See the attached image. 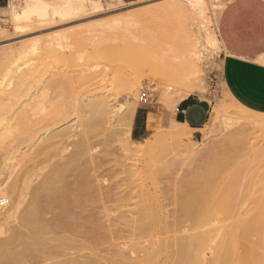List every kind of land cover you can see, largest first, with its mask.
Returning <instances> with one entry per match:
<instances>
[{"label":"rangeland","instance_id":"rangeland-1","mask_svg":"<svg viewBox=\"0 0 264 264\" xmlns=\"http://www.w3.org/2000/svg\"><path fill=\"white\" fill-rule=\"evenodd\" d=\"M12 1L0 9V48L13 46L8 63L33 75L0 125L19 112L32 122L0 142V184L19 206L14 217L0 213V264H224L215 256L223 246L226 264H264V137L220 115L223 108L249 109L225 89L224 49L209 40L219 38L229 0H202L200 8L186 0H45L65 18L22 33L12 29ZM142 46L149 50H137ZM158 64L161 73L186 68L194 90L168 80L170 90L159 77L149 82ZM0 78V93L14 86ZM143 90L146 104L138 99ZM191 94L209 103L206 123L172 136L176 108ZM101 97L113 113H95ZM128 104L144 128L139 138H128L122 125ZM217 109L221 117L211 121ZM146 144L143 154L128 150ZM33 199L45 223L27 246L21 217ZM253 214L258 230L236 244L231 225Z\"/></svg>","mask_w":264,"mask_h":264},{"label":"bare ground","instance_id":"bare-ground-1","mask_svg":"<svg viewBox=\"0 0 264 264\" xmlns=\"http://www.w3.org/2000/svg\"><path fill=\"white\" fill-rule=\"evenodd\" d=\"M118 1V0H116ZM120 2L122 0H119ZM188 2V4L192 7H197V8H200L201 7V4L203 5L202 0H186ZM59 2V1H58ZM49 4V3H48ZM45 0H17L16 2H11L10 3V6H9V16L12 20V23H13V31L14 33L15 32H19V33H22V32H26L28 31L29 29H32V28H35V27H38V26H45L47 24H51L53 21L55 22V19L58 17V15H60L61 17L63 15H61L62 13L60 11H57V14L58 15H55V12H50L49 8L48 7H51V6H48V5ZM85 4V3H84ZM90 4V3H89ZM86 5V4H85ZM69 6V5H67ZM71 6V5H70ZM200 6V7H199ZM19 7L20 10H17ZM85 7V6H84ZM48 8V10H47ZM54 8H57V7H54ZM61 9L63 8V6L60 7ZM95 8V7H94ZM58 9V8H57ZM64 9H70V8H64ZM53 10V9H52ZM63 10V9H62ZM66 11V10H65ZM73 13V11H71ZM70 12V15L72 14ZM81 12V11H80ZM79 12V14H80ZM1 13H5V12H1ZM65 13V12H63ZM68 13V12H66ZM74 14V13H73ZM134 14V13H133ZM133 14H130V15H133ZM65 15V14H64ZM59 16V18H60ZM67 16V15H66ZM126 17V16H125ZM128 17V16H127ZM126 17V19H127ZM65 18V16H64ZM63 17L60 18V21L61 19H64ZM131 18V17H130ZM119 19V18H118ZM129 19V18H128ZM68 20V19H66ZM115 20H117L115 18ZM57 22V21H56ZM116 22V21H115ZM118 22V21H117ZM130 23V22H129ZM43 26V27H44ZM2 30H0L1 32ZM8 31V30H7ZM4 33L6 32L5 30L3 31ZM13 34V33H12ZM11 34V35H12ZM2 36V35H1ZM5 36V35H4ZM1 38V37H0ZM210 42L213 43V44H217V42L219 41L220 42V39L219 38H216V37H211L210 39ZM140 45V44H139ZM20 47H24L25 48V43L22 42L20 43L19 45ZM42 46V45H41ZM46 46V45H45ZM47 46H50V45H47ZM138 46V44H137ZM141 46V45H140ZM27 47V46H26ZM135 47V46H134ZM29 48V47H27ZM13 46H5V47H1L0 48V76H6V78L10 79V80H13L14 81V86L12 88H9V89H5L3 90L1 93H0V116L2 115V112L4 111L5 108L8 107V104L9 102H11V100L13 101L14 98H16L17 95H19V90H21V87L22 85H24L25 81L27 78H29L30 76L33 75V70H26V71H17L14 67V66H11L10 65V61L7 59V57L11 56L13 53ZM44 49V48H43ZM23 50V49H22ZM21 50V52H22ZM28 50V49H27ZM137 50H139L140 52H145L146 50H149L146 46H142V47H139ZM15 51V50H14ZM26 51V50H25ZM40 51V50H39ZM20 52V53H21ZM27 52V51H26ZM146 53V52H145ZM195 53L194 52V56H195ZM197 57L198 58V53H196ZM20 56L17 55V57ZM10 59V58H9ZM200 59V58H198ZM198 59H196L198 61ZM16 60V59H14ZM13 60V61H14ZM160 60V59H158ZM196 60H193L191 63L193 65L194 61ZM8 61L10 63H8ZM158 62V61H157ZM162 62V61H161ZM165 62H163L162 64H164ZM181 63V62H180ZM183 63V62H182ZM181 63V64H182ZM190 63V64H191ZM198 63V62H197ZM196 62L194 63L195 65L197 64ZM149 65V64H148ZM161 65V63H160ZM160 65L158 64V67L155 66V68H153L154 66H152V69L150 67L147 66V68L151 69L150 70V74L147 75L149 78H151V81L149 82H154L155 83V79L157 77L162 78L164 79V82L162 84H164L166 81L169 80V82H172V84H174L173 86H176L177 88H181L182 86H186L187 89H186V92H191L194 90L195 86H196V83L193 82L195 81L192 77H187V75L189 76V74L191 73H187L186 75V72H185V69H183L182 71H180V68L178 66L176 72L174 70V72L172 71L173 69H169L171 70V72L169 70H165V72L161 73L160 71H164ZM166 65V63H165ZM187 66V64H185ZM162 66V65H161ZM164 66V65H163ZM172 66V65H171ZM175 66V65H174ZM169 67V66H167ZM166 67V68H167ZM185 67V66H184ZM165 68V66L163 67ZM174 68V67H173ZM175 69V68H174ZM198 69V68H197ZM167 71V72H166ZM170 73H169V72ZM147 72V71H146ZM185 72V73H183ZM191 72V71H190ZM195 72V71H194ZM193 72V73H194ZM166 73V74H165ZM169 73V74H168ZM173 75L175 77V75L177 76L175 79H173ZM191 76V75H190ZM193 81H192V79ZM1 79V78H0ZM160 79V80H162ZM166 79V80H165ZM158 80V79H157ZM156 80V82H157ZM160 82V81H159ZM158 82V84H160ZM162 82V81H161ZM168 83V82H167ZM157 85V84H156ZM154 85V87H156L155 89H157V86ZM165 86L167 85L166 83L164 84ZM164 85H162L164 87ZM168 86V85H167ZM166 86V87H167ZM169 87V86H168ZM175 87V88H176ZM165 88V87H164ZM170 90L172 89V87H169ZM168 88V90H169ZM176 88V89H177ZM183 88V87H182ZM166 89V88H165ZM175 90V89H173ZM172 90V91H173ZM182 91V89H181ZM180 90L178 91L180 94L181 92ZM160 92V91H159ZM177 92V91H176ZM162 94V93H160ZM182 95V94H181ZM161 96V95H160ZM163 96V94H162ZM54 100H57V99H54ZM60 100V99H59ZM162 100V99H161ZM61 101V100H60ZM165 101V100H164ZM54 102V101H53ZM94 104L99 107V110L98 112H95L96 114L99 113V111L101 112V114L103 115H109L110 113H113L115 108L113 106H111V104L109 103V101L107 100L106 97H101L100 100L98 101V99L96 101H93ZM170 101H168L169 103ZM65 103V102H64ZM91 104V103H90ZM89 104V106H90ZM170 105V104H169ZM56 106V104H55ZM58 106V104H57ZM66 106V105H65ZM239 106V105H238ZM237 106V107H238ZM91 107V106H90ZM56 108V107H55ZM59 108V107H58ZM6 110V109H5ZM57 110V109H56ZM59 110V109H58ZM96 110V109H95ZM60 111V110H59ZM94 111V109H93ZM221 113L220 115L223 116V112H224V117H227L226 115L230 116L232 115L233 119L235 120L236 123H238L239 125H242L244 126V128L246 127L247 129L249 130H252L253 132L256 131V132H259V134H261V136L264 137V114H260V113H255V112H249V111H244V110H238V109H227V108H223L220 110ZM223 111V112H222ZM57 112V111H56ZM55 112V113H56ZM61 112V111H60ZM237 112V115H235L234 113ZM59 113V112H58ZM63 113V112H62ZM53 114V113H52ZM48 115V114H47ZM51 115V113H50ZM100 115V114H99ZM134 115H135V108L133 105H126L122 114H121V119H123V127L125 130H127L126 134L128 138H130V134H131V127H132V122H133V118H134ZM56 117V115H55ZM218 117H221L219 116V109L215 110L212 112L211 114V118H209L211 121H214V120H217ZM229 117V118H230ZM47 118V117H46ZM51 118V117H49ZM228 118V119H229ZM0 119H2V117H0ZM45 119V118H44ZM219 119V118H218ZM52 120V119H51ZM56 120V119H55ZM58 120V119H57ZM3 123L0 125V142L5 139L7 137V135L9 134V132L11 131L10 129L11 128H15V130L17 131H20L22 130L24 127H25V124H31V119L27 118L25 116V114H23V112H19V113H16L15 116L13 114H11L8 118L6 119H3ZM46 121V120H45ZM37 122V121H35ZM48 123V122H47ZM51 123V122H49ZM48 123V124H49ZM232 123V121H231ZM235 123V124H236ZM39 124V123H38ZM40 125V124H39ZM125 125V126H124ZM172 127L170 126V130L168 132H170L169 134H171L172 136H179V137H183L184 133L182 132L183 130H185V128H179V127H183V125L181 124H176V123H172L171 124ZM41 126V125H40ZM48 126V125H47ZM158 126V125H157ZM43 128V127H42ZM182 129V130H180ZM123 130V129H122ZM123 131V132H124ZM251 131V132H252ZM252 132V134H253ZM152 133V132H151ZM241 133V132H240ZM244 133V132H243ZM247 133V132H246ZM250 133V131L248 132ZM58 134H61L60 133H56L55 135H58ZM167 134V133H166ZM256 134V133H255ZM257 134V136L259 135ZM157 135V134H156ZM12 136V135H11ZM16 136V135H15ZM155 136V135H154ZM237 135H235L236 137ZM10 137V136H9ZM156 137V136H155ZM161 137V136H160ZM234 137V138H235ZM251 137V136H250ZM259 137V136H258ZM262 137V138H263ZM261 138V137H260ZM7 140V138L5 139ZM8 141V140H7ZM4 143V142H3ZM7 144V143H5ZM20 144V143H19ZM14 145V144H12ZM148 144L144 145V146H137L135 148H128V150L130 152H135V153H138V152H141L143 151L146 147H147ZM151 145V144H150ZM125 147V146H124ZM193 148V147H192ZM200 148V146H199ZM198 148V149H199ZM126 149V148H125ZM185 149V148H184ZM197 149V148H196ZM195 149V150H196ZM127 150V149H126ZM201 150V149H200ZM191 151V150H190ZM142 153V152H141ZM185 153V152H184ZM130 154V153H129ZM143 154V153H142ZM187 154V153H186ZM189 154V153H188ZM191 154V153H190ZM134 156V155H133ZM9 169V168H8ZM14 191V189L12 190ZM5 193L7 194V189L5 186L1 185L0 184V194H2L3 196H0L2 198H5L6 199V205L0 210V213H3V217L5 219H8V218H11V217H14L18 211V203L15 201L13 202V200L11 199L10 195H5ZM222 195V194H221ZM20 198L21 196L18 195ZM24 196V195H23ZM17 197V196H16ZM25 197V196H24ZM235 197V196H234ZM18 198V197H17ZM18 198V199H20ZM21 200V199H20ZM237 201V199L235 200ZM38 203L37 201L35 202V200H31V202L29 203L27 209L25 210V212L23 213L22 217H21V220L22 222L26 225V231L24 233L25 235V240H24V243H26V245H31L33 242H35L36 239H38V237L42 234V229L44 227V223L42 221H39L37 220L38 218V215H39V210H38ZM259 217L257 215H254L253 216H249L247 218H241V219H238L234 224H232V229H229V230H232L235 232V238H236V244H238L240 242L239 238L240 237H247L250 232L255 229V230H258L259 228ZM42 222V223H41ZM234 228V229H233ZM251 236V235H250ZM40 238V237H39ZM76 239V238H75ZM76 241V240H75ZM231 241L233 242V239H231ZM253 241V240H252ZM258 241H256L255 244H257ZM252 244V242H251ZM82 245V244H80ZM87 246V245H86ZM254 246V245H253ZM26 247V246H25ZM74 247V246H73ZM85 247V246H84ZM224 248H222V250H216V253H215V256L219 259V261L223 262L224 264H226L225 262L226 261V256L230 253H228L226 255V248L225 246H223ZM82 248V247H81ZM224 249V251H223ZM253 249V248H252ZM77 251V250H75ZM200 251V250H199ZM73 253V252H72ZM203 253V252H202ZM74 254V253H73ZM76 254V253H75ZM81 254V253H79ZM201 254V251L200 253ZM87 255V254H86ZM202 255V254H201ZM74 256V255H73ZM88 256V255H87ZM237 256V255H236ZM76 257V256H75ZM85 257V256H84ZM241 257V256H239ZM202 258V256H201ZM204 258V257H203ZM236 258V257H235ZM79 259V258H77ZM89 259V258H87ZM227 259H229L227 257ZM240 259V258H239ZM205 260V259H203ZM202 261V259H201ZM206 261V260H205ZM213 261L215 262V260L213 259ZM213 261H209L211 264H214ZM229 261V260H228ZM82 262V261H81ZM230 262V261H229ZM242 262V261H241ZM78 263V262H76ZM86 263V262H85ZM84 263V264H85ZM201 263V262H200ZM63 264H75V258H72L70 260H67L65 261V263ZM82 264V263H81ZM208 264V263H207ZM228 264V263H227Z\"/></svg>","mask_w":264,"mask_h":264},{"label":"crops","instance_id":"crops-1","mask_svg":"<svg viewBox=\"0 0 264 264\" xmlns=\"http://www.w3.org/2000/svg\"><path fill=\"white\" fill-rule=\"evenodd\" d=\"M8 2L0 0V9ZM218 35L224 49L221 81L225 89L241 106L264 114V0H229L219 14ZM208 108L205 99L188 95L179 102L172 123L197 133L206 123ZM131 134L135 138L144 134L138 113Z\"/></svg>","mask_w":264,"mask_h":264},{"label":"built area","instance_id":"built-area-1","mask_svg":"<svg viewBox=\"0 0 264 264\" xmlns=\"http://www.w3.org/2000/svg\"><path fill=\"white\" fill-rule=\"evenodd\" d=\"M138 99H139V102L141 104H146L147 103V100H148V92L143 90L139 93V96H138ZM6 205V199L5 198H2L0 197V210Z\"/></svg>","mask_w":264,"mask_h":264}]
</instances>
